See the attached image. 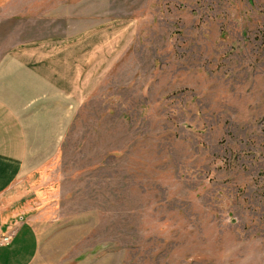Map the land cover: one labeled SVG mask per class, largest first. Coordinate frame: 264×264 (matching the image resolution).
<instances>
[{
	"label": "rangeland",
	"instance_id": "1",
	"mask_svg": "<svg viewBox=\"0 0 264 264\" xmlns=\"http://www.w3.org/2000/svg\"><path fill=\"white\" fill-rule=\"evenodd\" d=\"M33 43L77 105L0 198L8 264H264V0L10 1L0 65Z\"/></svg>",
	"mask_w": 264,
	"mask_h": 264
},
{
	"label": "crops",
	"instance_id": "2",
	"mask_svg": "<svg viewBox=\"0 0 264 264\" xmlns=\"http://www.w3.org/2000/svg\"><path fill=\"white\" fill-rule=\"evenodd\" d=\"M10 1L0 0V9ZM69 45L28 44L0 65V198L25 174L28 161L35 159L31 156L55 144L57 133L72 119L77 105L73 94L74 61L63 53ZM11 218L10 212L0 215V234L16 231L11 245L2 248L19 244L25 251L29 238L24 241L20 235L26 226L22 222L15 224V230L13 224L5 226ZM3 254L0 264H8Z\"/></svg>",
	"mask_w": 264,
	"mask_h": 264
},
{
	"label": "built area",
	"instance_id": "3",
	"mask_svg": "<svg viewBox=\"0 0 264 264\" xmlns=\"http://www.w3.org/2000/svg\"><path fill=\"white\" fill-rule=\"evenodd\" d=\"M14 235L11 234H0V246H9L13 241Z\"/></svg>",
	"mask_w": 264,
	"mask_h": 264
}]
</instances>
